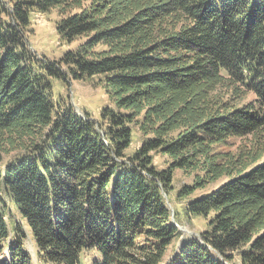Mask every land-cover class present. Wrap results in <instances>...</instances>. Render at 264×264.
<instances>
[{
	"label": "trees",
	"instance_id": "16d2710c",
	"mask_svg": "<svg viewBox=\"0 0 264 264\" xmlns=\"http://www.w3.org/2000/svg\"><path fill=\"white\" fill-rule=\"evenodd\" d=\"M52 10L82 42L58 62L28 41ZM69 76L101 79L100 121L53 99ZM176 170L209 231L166 264H264V0H0V264H33L11 206L43 264H164Z\"/></svg>",
	"mask_w": 264,
	"mask_h": 264
},
{
	"label": "rangeland",
	"instance_id": "374dc122",
	"mask_svg": "<svg viewBox=\"0 0 264 264\" xmlns=\"http://www.w3.org/2000/svg\"><path fill=\"white\" fill-rule=\"evenodd\" d=\"M59 21V16L56 10H52L47 14H34L31 17V26L28 41L31 49L37 54L39 59L46 58L49 61L58 62L69 51H75L78 44L77 42L68 46L65 42L59 40L56 32V24ZM44 57V58H42ZM64 72L66 68L63 67ZM53 99L58 101L64 100L67 104H70L76 113L85 118V113L88 114L93 120L100 121V113L102 110L111 107V103L106 96L101 79L97 76L87 79L85 81L73 80L70 76L66 81L51 80ZM252 97L248 98V101ZM144 137L137 129H134V141L131 149L128 153L132 154L141 145ZM168 160L162 156L155 157V166L158 170H165L168 167ZM194 178L191 175H187L181 170H176L174 173V182L172 190L169 195L164 194L167 205L171 210L172 216H174V224L181 232L180 240L174 241L170 249L169 255L165 260L166 264L169 257L177 251L181 246V241L187 239H198L202 232L209 231L207 223L201 218H194L187 213L186 205L190 201H195L208 194L212 188H207L203 191H197L193 195L186 196L184 199H178V193L184 187H193ZM10 214L7 213V222L9 223L10 231H13L14 224H21L26 233L27 239L25 241V249L31 256L33 264H43L39 257V250L30 234V231L22 222L17 211L11 206ZM94 258V255L86 256L82 264H90V260ZM236 264H240L236 261Z\"/></svg>",
	"mask_w": 264,
	"mask_h": 264
}]
</instances>
